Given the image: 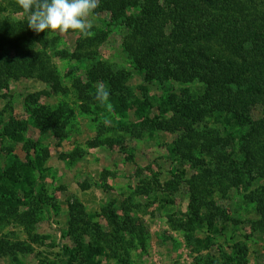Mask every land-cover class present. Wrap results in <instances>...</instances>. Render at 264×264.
<instances>
[{"label":"rangeland","instance_id":"1","mask_svg":"<svg viewBox=\"0 0 264 264\" xmlns=\"http://www.w3.org/2000/svg\"><path fill=\"white\" fill-rule=\"evenodd\" d=\"M242 2L249 5L256 2L264 10V0ZM12 16L22 18L20 13ZM89 19L94 35L102 29L106 33L94 46L83 50L82 60L60 58L51 48L47 49L65 93H51L50 87L35 77L10 80L8 88L0 92V129L12 119L27 124L18 142L2 138L0 171L7 166L26 164L28 156H34L26 146L28 141H37L41 148L37 153L42 156L39 168H30L42 203L35 208H21L33 211L34 220L29 225L0 220V238L23 241L31 249L26 253H7L0 257V264H61L64 247L74 249L72 264H84L79 240L62 235L68 230V205L74 202L83 206L91 228L97 224L106 233H114V225L107 212H103L108 208L113 210L119 224L127 217L136 228L143 229L142 233L138 229L134 233L126 229L120 232L122 237L117 243L103 244V253L96 257L101 264H208L210 261L226 264L225 256H234L236 244L235 254L239 258L234 264H264V231L252 228V221L259 216L255 204L244 199L240 189L232 187L227 194L214 192L210 197L224 210L215 228L209 230L205 220L189 222L194 217L187 181L198 167L169 156L166 146L173 145L178 132L155 127L174 114L175 106L168 99L170 93L175 100H185L186 95L195 99L203 91L202 85L150 79L139 73L124 49L127 36L124 18L112 19L107 12H96ZM56 32L57 50L72 51L76 38L81 37L78 30L73 34ZM99 63L113 73L121 69L129 72L122 92L115 90L108 79L88 84L87 72ZM76 82L87 85L83 88L87 87L85 94L78 95ZM98 82L108 86L110 99L115 97L110 103L118 104L122 96L125 105L117 106L118 110L114 105L112 111L102 106L94 99ZM41 91L49 94L40 95V104L51 109L63 108L67 113L63 138H55L50 131L42 132L31 124L32 117L23 101L27 94ZM251 116L254 121L264 116V107L253 106ZM227 122L224 117L204 115L193 125L197 130L215 129L222 136L229 132L240 135L246 130ZM109 140L114 141L111 147L102 144ZM94 141L100 144L94 146ZM261 184L256 178L249 190ZM19 197L28 201L22 191ZM91 239L92 236L85 235L82 242L87 244Z\"/></svg>","mask_w":264,"mask_h":264},{"label":"trees","instance_id":"2","mask_svg":"<svg viewBox=\"0 0 264 264\" xmlns=\"http://www.w3.org/2000/svg\"><path fill=\"white\" fill-rule=\"evenodd\" d=\"M251 4L242 0H100L95 10V13L107 12L112 19L124 18L127 28L124 49L136 71L150 79L202 85L203 91L195 99L186 95L185 100H175L170 93L168 99L175 106L174 114L155 127L178 132L173 145L166 146L169 156L198 167L187 181L194 217L189 222L205 220L209 230L215 228L219 217L224 215V210L210 197L214 192L227 194L233 187L255 204L259 218L252 221V228L264 231V116L255 121L251 116L253 106L264 107V10L256 2ZM4 12L8 14L3 15ZM17 13L22 14L21 19L12 16ZM27 23L28 17L16 0L0 3V92L8 88L10 80L35 77L47 84L51 93H65L66 88L51 64L47 49L51 48L60 58L80 61L84 57L83 50L94 46L106 31L102 29L91 38H76L72 51L57 50L59 35L56 31L37 34ZM76 31L69 30L66 34ZM128 75L123 69L113 73L99 63L87 72V81L90 84L101 78L108 79L115 90L122 92ZM85 86L80 82L74 85L79 96L85 94ZM41 94L49 92L30 93L24 98L32 117L31 124L42 132L50 131L55 138L65 137V109L40 104ZM110 100L114 101L115 97ZM118 101V104L113 102L116 110L125 105L122 96ZM204 115L224 117L227 123L232 121L246 130L240 135L229 132L224 136L211 128L197 130L193 124ZM25 127L26 122L12 119L0 129V142L2 138L18 142ZM113 142L102 144L111 147ZM26 144L34 156H28L26 164L7 166L0 171V220L29 225L34 220V212L21 208H35L42 203L30 174V168H39L42 156L37 153L41 150L37 141ZM256 178L262 184L249 190ZM25 182H28L27 187ZM19 191L28 197L27 202L19 197ZM68 209V230L62 235L79 240L84 264H101L96 257L103 253V244L117 243L122 237L120 232L126 229L143 232L127 217L119 224L113 210L108 208L103 212H107L115 227L112 234L97 224L91 228L81 203H70ZM85 235L92 236L87 244L82 242ZM234 247V256H225L226 264H234L239 258L235 254L238 244ZM30 249L23 241L0 238V257L7 253H26ZM73 250L63 248L65 260L61 264H72ZM208 264L218 263L210 261Z\"/></svg>","mask_w":264,"mask_h":264},{"label":"clouds","instance_id":"3","mask_svg":"<svg viewBox=\"0 0 264 264\" xmlns=\"http://www.w3.org/2000/svg\"><path fill=\"white\" fill-rule=\"evenodd\" d=\"M16 3L28 17V27L37 34L78 30L82 38L94 36L89 18L99 7L100 0H16ZM94 99L107 110L114 109L105 83H97Z\"/></svg>","mask_w":264,"mask_h":264}]
</instances>
